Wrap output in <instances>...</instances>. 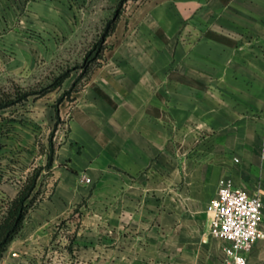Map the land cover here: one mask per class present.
<instances>
[{"label":"crops","instance_id":"0c3cea01","mask_svg":"<svg viewBox=\"0 0 264 264\" xmlns=\"http://www.w3.org/2000/svg\"><path fill=\"white\" fill-rule=\"evenodd\" d=\"M62 9L0 0V54L74 35ZM129 14L0 264H226L207 212L221 178L260 196L264 231V0H142ZM247 260L264 264V239Z\"/></svg>","mask_w":264,"mask_h":264},{"label":"rangeland","instance_id":"374dc122","mask_svg":"<svg viewBox=\"0 0 264 264\" xmlns=\"http://www.w3.org/2000/svg\"><path fill=\"white\" fill-rule=\"evenodd\" d=\"M141 1L64 0L68 9L59 10L58 20L78 26L74 35L59 29L57 37L26 38L1 48L0 188L9 197L33 172H39L36 204L45 195L52 180L48 156L53 148L54 158L66 132L76 90L89 71L109 68L107 34L118 16L128 18ZM9 102L15 103L6 106Z\"/></svg>","mask_w":264,"mask_h":264},{"label":"built area","instance_id":"2783aa9c","mask_svg":"<svg viewBox=\"0 0 264 264\" xmlns=\"http://www.w3.org/2000/svg\"><path fill=\"white\" fill-rule=\"evenodd\" d=\"M264 156V153H263ZM81 180L90 182L82 176ZM262 200L234 187L228 178H221L217 192L207 206L210 234L224 242L226 264H248L247 253L254 242L264 239L261 224Z\"/></svg>","mask_w":264,"mask_h":264},{"label":"trees","instance_id":"16d2710c","mask_svg":"<svg viewBox=\"0 0 264 264\" xmlns=\"http://www.w3.org/2000/svg\"><path fill=\"white\" fill-rule=\"evenodd\" d=\"M14 103L9 102L6 106ZM51 151L52 153L48 156L47 161L48 167L51 166L53 161V148H51ZM38 176L39 172H33L28 175L13 197H9L0 188V260L19 231L29 211L36 204V199L40 192L39 188H36Z\"/></svg>","mask_w":264,"mask_h":264}]
</instances>
